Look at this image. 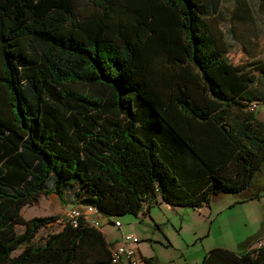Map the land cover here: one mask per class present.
Wrapping results in <instances>:
<instances>
[{
  "label": "trees",
  "instance_id": "16d2710c",
  "mask_svg": "<svg viewBox=\"0 0 264 264\" xmlns=\"http://www.w3.org/2000/svg\"><path fill=\"white\" fill-rule=\"evenodd\" d=\"M218 3L0 0V264H121L81 216L32 242L57 216L20 208L73 182L84 207L134 215L155 194L198 207L249 184L264 162V121L247 109L264 102V65L228 60L206 21ZM232 12L251 18L244 0ZM201 264L264 253L213 247Z\"/></svg>",
  "mask_w": 264,
  "mask_h": 264
},
{
  "label": "rangeland",
  "instance_id": "374dc122",
  "mask_svg": "<svg viewBox=\"0 0 264 264\" xmlns=\"http://www.w3.org/2000/svg\"><path fill=\"white\" fill-rule=\"evenodd\" d=\"M244 1L251 18L239 20L234 16L236 0H219L214 16L206 21L221 36L228 60L246 69L259 62L264 65V10L258 0ZM255 85H263L259 75ZM251 114L264 121V102L256 101ZM76 189L77 184L73 182L65 186L62 199L49 193L20 208L24 218L57 216L55 221L37 230L33 243H41L47 233L57 231L70 208L84 207L75 195ZM145 206L147 211L143 210ZM94 216L108 241L117 243L121 232L135 235L136 251L148 258L150 264H201L203 253L213 247L242 252L254 247L257 241L264 242V162L247 186L211 194L207 203L198 207L169 204L155 194L143 202L135 215L95 212ZM113 220L120 226H115ZM22 229L23 224L15 225L16 232ZM20 248L21 245L12 253Z\"/></svg>",
  "mask_w": 264,
  "mask_h": 264
},
{
  "label": "built area",
  "instance_id": "2783aa9c",
  "mask_svg": "<svg viewBox=\"0 0 264 264\" xmlns=\"http://www.w3.org/2000/svg\"><path fill=\"white\" fill-rule=\"evenodd\" d=\"M255 103H251L248 107L251 109ZM146 211V206L143 209ZM96 209L91 205H86L84 208L80 209L77 207H72L68 210L66 214V220L75 225L78 218L81 216L83 219L91 226L98 227L97 218L94 216ZM115 226H120L117 220L112 221ZM137 242V237L130 233H122L119 237L117 243H115L109 249V258L111 262L121 263V264H144L140 254L135 249V243ZM255 248H262L264 253V242L257 241L254 245Z\"/></svg>",
  "mask_w": 264,
  "mask_h": 264
},
{
  "label": "crops",
  "instance_id": "0c3cea01",
  "mask_svg": "<svg viewBox=\"0 0 264 264\" xmlns=\"http://www.w3.org/2000/svg\"><path fill=\"white\" fill-rule=\"evenodd\" d=\"M99 230H100V228H98ZM100 232L102 233V235H103V237H104V240L105 241H108L107 239H106V237H105V235H104V233L100 230ZM109 243H110V246H109V248H111L115 243L114 242H112V241H108ZM141 255V254H140Z\"/></svg>",
  "mask_w": 264,
  "mask_h": 264
}]
</instances>
